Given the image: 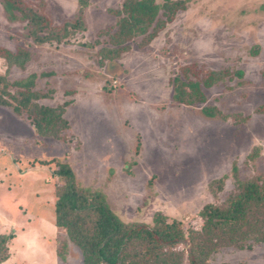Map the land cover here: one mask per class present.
Segmentation results:
<instances>
[{
	"label": "rangeland",
	"instance_id": "374dc122",
	"mask_svg": "<svg viewBox=\"0 0 264 264\" xmlns=\"http://www.w3.org/2000/svg\"><path fill=\"white\" fill-rule=\"evenodd\" d=\"M31 1L43 2L57 26L79 16L78 0ZM122 2L91 0L84 30L69 42L44 45L26 37L24 24L9 22L0 3V46L31 53L25 68L0 58V74L10 81L35 74V89L50 94L41 104L70 103L69 141L38 135L28 120L0 106V233L12 234L13 247L40 264H83L81 250L53 224L59 162L73 169L78 185L105 194L123 222L149 225L162 213L187 233L201 227L206 205L221 204L234 190V168L240 180L264 175V113L256 112L264 105V0H191L146 48L137 39L121 59L100 67L99 46L88 45L115 24L108 9ZM190 64L241 70L243 77L206 89L203 104L181 105L171 80ZM206 106L249 118H210ZM26 262L17 256L11 264ZM223 263L264 264V244L224 248L209 259Z\"/></svg>",
	"mask_w": 264,
	"mask_h": 264
},
{
	"label": "trees",
	"instance_id": "16d2710c",
	"mask_svg": "<svg viewBox=\"0 0 264 264\" xmlns=\"http://www.w3.org/2000/svg\"><path fill=\"white\" fill-rule=\"evenodd\" d=\"M91 0H78L79 16L74 22L57 26L45 14L43 2L31 0H0L9 22L24 24L26 37L37 45L69 42L77 32L84 30L83 13ZM191 0H123L108 13L116 18L98 34L88 46L99 49L96 63L102 67L131 50V43L139 39L138 47L146 48L172 23L180 11H185ZM256 48L252 54L258 53ZM0 58L9 66L25 68L31 53L23 47L13 52L0 46ZM171 80L173 100L181 105L195 106L206 102L205 90L234 77L242 78L241 70H202L196 64L185 65ZM264 76V70L262 71ZM37 75L10 81L0 74V106L28 120L36 133L60 141L73 138L71 126L65 117V102L46 106L41 99L50 96L35 89ZM205 116L219 117L239 123L249 117L224 114L215 107L202 109ZM257 113H264V105ZM62 183L57 186L54 203V224L65 229L68 239L83 255V264H209L211 256L224 248L252 249L264 244V175L240 180L233 170L236 187L221 204H208L200 212L201 227L189 233L177 220H169L156 213L153 223L123 222L111 209L105 194L76 183L73 169L58 163L54 172ZM220 187L223 180H219ZM12 234L0 235V263L9 258ZM185 243L186 248L180 249ZM67 241L59 245L61 257ZM226 264V263H223Z\"/></svg>",
	"mask_w": 264,
	"mask_h": 264
},
{
	"label": "crops",
	"instance_id": "0c3cea01",
	"mask_svg": "<svg viewBox=\"0 0 264 264\" xmlns=\"http://www.w3.org/2000/svg\"><path fill=\"white\" fill-rule=\"evenodd\" d=\"M53 224H54V218H53ZM14 225V224H13ZM54 226L57 228V232H58V227L54 224ZM1 234H6V233H0V235ZM13 241H14V239L13 240H11L10 241V244H9V252H10V255H9V258L6 260V261H4V262H2V263H0V264H11L12 263V261L14 262L15 261V259H16V257L18 256V257H27L28 259H29V261L30 262H26L27 264L29 263V264H40V260L39 259H37L36 258V256L34 255V257L33 256H30V254L28 255V253L26 252V255L24 254V253H22V250L20 249V251H17V249H15L14 247H13ZM24 252H25V250H24ZM24 254V255H23ZM47 256V255H46ZM39 260V261H38ZM26 263H24V264H26Z\"/></svg>",
	"mask_w": 264,
	"mask_h": 264
}]
</instances>
